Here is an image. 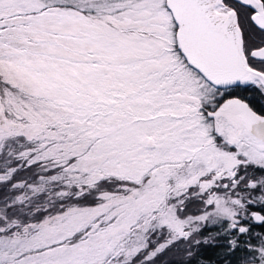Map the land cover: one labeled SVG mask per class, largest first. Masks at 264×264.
Here are the masks:
<instances>
[{
  "label": "snow or ice",
  "instance_id": "6c2138e0",
  "mask_svg": "<svg viewBox=\"0 0 264 264\" xmlns=\"http://www.w3.org/2000/svg\"><path fill=\"white\" fill-rule=\"evenodd\" d=\"M0 264H264V0H0Z\"/></svg>",
  "mask_w": 264,
  "mask_h": 264
}]
</instances>
